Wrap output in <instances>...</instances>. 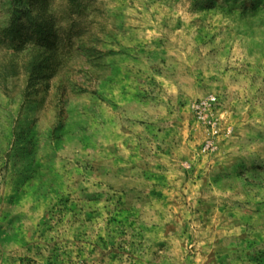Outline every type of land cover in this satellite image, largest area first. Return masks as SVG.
I'll list each match as a JSON object with an SVG mask.
<instances>
[{"label":"rangeland","instance_id":"1","mask_svg":"<svg viewBox=\"0 0 264 264\" xmlns=\"http://www.w3.org/2000/svg\"><path fill=\"white\" fill-rule=\"evenodd\" d=\"M0 264H264V0H0Z\"/></svg>","mask_w":264,"mask_h":264},{"label":"built area","instance_id":"2","mask_svg":"<svg viewBox=\"0 0 264 264\" xmlns=\"http://www.w3.org/2000/svg\"><path fill=\"white\" fill-rule=\"evenodd\" d=\"M214 103H215V97L209 96L206 99L199 101V103L195 106V110L197 111L198 115L201 116V114L205 112V110Z\"/></svg>","mask_w":264,"mask_h":264}]
</instances>
